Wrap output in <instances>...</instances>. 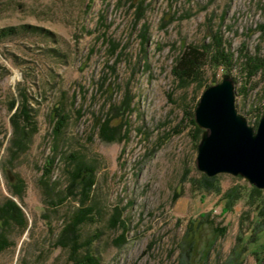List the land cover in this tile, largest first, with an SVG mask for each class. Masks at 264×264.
Instances as JSON below:
<instances>
[{"label":"rangeland","instance_id":"1","mask_svg":"<svg viewBox=\"0 0 264 264\" xmlns=\"http://www.w3.org/2000/svg\"><path fill=\"white\" fill-rule=\"evenodd\" d=\"M7 28L17 33L0 38V264H72L74 229L59 238L81 207L98 211L79 233L100 264H264V189L198 170L195 117L228 75L238 113L258 127L264 0H0ZM218 44L228 66L177 75L185 49L214 58Z\"/></svg>","mask_w":264,"mask_h":264},{"label":"water","instance_id":"2","mask_svg":"<svg viewBox=\"0 0 264 264\" xmlns=\"http://www.w3.org/2000/svg\"><path fill=\"white\" fill-rule=\"evenodd\" d=\"M233 80L205 90L196 108V122L205 129L198 145V170L209 177L226 173L242 176L264 189V116L257 128L236 109Z\"/></svg>","mask_w":264,"mask_h":264},{"label":"trees","instance_id":"3","mask_svg":"<svg viewBox=\"0 0 264 264\" xmlns=\"http://www.w3.org/2000/svg\"><path fill=\"white\" fill-rule=\"evenodd\" d=\"M17 33V29L15 28H7V29H2L0 30V38L9 36V35H14ZM215 47V52L216 56L213 58L212 56L208 55V50L206 49H200L196 46H189L185 51L182 53V55L179 57L177 60L178 64L176 66V72L177 75L181 79H187V80H192L194 79L199 73L205 70V68L211 64L210 62L213 61L214 64L217 66H228V63H230V59L228 56L223 52V48L221 44H218ZM223 61V63L221 62ZM14 105V104H13ZM57 110V109H56ZM21 112V111H20ZM25 115V110L24 114ZM60 116V121L57 122V127L55 129L56 134H60L63 132L64 128L67 125V117L64 114L59 115ZM28 118H25V120L29 119V116H26ZM23 127V126H22ZM23 129V128H22ZM100 136L103 139H106L107 136L105 135L106 133L110 132V125L109 122H106L103 124V126L100 128ZM57 135V136H58ZM60 136H58L60 138ZM106 136V137H105ZM108 139V138H107ZM112 140V139H111ZM114 141V139L112 140ZM52 162V159H51ZM76 167V166H75ZM90 170L87 168V166H83V164L79 163L78 166L72 171V176L78 181V183H83L85 182V187L86 190H84V193L87 194L91 192L92 186L94 182L91 180L90 177L88 176L87 173H89ZM89 179V180H88ZM204 179H207L206 177ZM209 181H213V179H208ZM85 189V188H84ZM259 191V190H257ZM83 193V195H84ZM83 204V203H82ZM227 210H223V212H226ZM97 212L93 207H81L78 208L77 211L69 218V224L67 225L66 229L64 230L59 238L60 243L65 242L68 243L69 238L67 237V232L68 230H73L74 229V237L72 238L71 241V251L72 255L70 258V261L72 264H100V261L96 254L93 252L91 249L93 240L92 239H87L85 242L81 241V235L79 233V228L80 225L85 224L86 222L92 221L93 217L97 215ZM119 212V211H118ZM120 213V212H119ZM208 215L206 219H209ZM205 216L202 215L201 219L204 218ZM117 219L119 217L117 216ZM202 224V220L197 221L196 224L194 222H190V226L188 227L187 230V236L192 237L193 239L198 236L197 228L199 225ZM195 225V226H194ZM222 233L226 231V229H220ZM70 232V231H68ZM192 239V240H193ZM4 242L0 239V244H3ZM83 247L85 248L83 250ZM83 251V253H82Z\"/></svg>","mask_w":264,"mask_h":264}]
</instances>
